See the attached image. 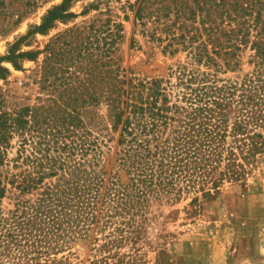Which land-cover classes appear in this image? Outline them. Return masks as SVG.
Returning <instances> with one entry per match:
<instances>
[{"label": "trees", "instance_id": "16d2710c", "mask_svg": "<svg viewBox=\"0 0 264 264\" xmlns=\"http://www.w3.org/2000/svg\"><path fill=\"white\" fill-rule=\"evenodd\" d=\"M72 1L51 6L28 33H44L55 20L74 17ZM22 38L0 55L1 78L8 73L2 61L20 68L18 58H34L33 51H18ZM210 43L211 49L202 43L193 51L206 69L178 65L174 83L129 80L125 89L113 62L83 65L70 57L74 68L61 67L52 103L3 109L0 101V201L12 190L36 194L17 198L7 212L0 209V264H45L41 256L86 239L103 210L130 213L121 223L138 236L152 203L190 191L208 197L223 181H243L245 165L264 157V45L253 41V69L230 79L218 75L216 55L223 45L217 38ZM230 44L222 54L226 68L234 69L237 47ZM54 71V64L44 65L45 76ZM101 101L112 130H118L115 160L124 182L117 176L104 182L99 167L103 151L91 131ZM15 135L16 154L9 157ZM116 230L123 239L124 228ZM115 243L113 238L106 245Z\"/></svg>", "mask_w": 264, "mask_h": 264}, {"label": "rangeland", "instance_id": "374dc122", "mask_svg": "<svg viewBox=\"0 0 264 264\" xmlns=\"http://www.w3.org/2000/svg\"><path fill=\"white\" fill-rule=\"evenodd\" d=\"M61 1L0 0V55L20 37L18 51L34 52L33 59H17L20 68L1 62L8 69L6 77H0L3 109L52 103L58 96L61 67L74 68L70 57L83 65L95 59L113 62L126 89L129 80L161 78L174 83L173 72L182 64L206 69L204 63H196L193 51L202 43L211 49L214 38L223 45L216 55L221 64L218 75L240 79L253 69L252 42L261 40L264 45V0H73L69 10L74 17L55 20L44 33H28L47 9ZM231 41L236 43L237 64L227 69L222 53L230 49ZM47 62L55 65V71L45 76ZM94 110L99 122L92 126L91 136L99 139L103 151L99 167L104 182L113 176L124 182V170L115 160L118 130L111 128L104 101ZM17 140V135L11 140L9 157L16 154ZM245 167L242 182L223 181L208 197L190 191L152 203L138 236L121 223L130 213L119 216L103 210L86 239H74L40 260L45 264H264V157ZM35 196L12 190L1 199L0 209L7 212L17 198ZM116 227L124 228L121 240ZM113 238L117 243L106 245Z\"/></svg>", "mask_w": 264, "mask_h": 264}]
</instances>
